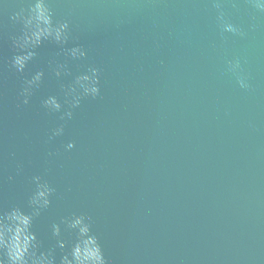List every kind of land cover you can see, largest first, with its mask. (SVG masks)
<instances>
[{
    "label": "water",
    "instance_id": "water-1",
    "mask_svg": "<svg viewBox=\"0 0 264 264\" xmlns=\"http://www.w3.org/2000/svg\"><path fill=\"white\" fill-rule=\"evenodd\" d=\"M28 2L0 6V210L30 211L40 175L55 189L34 220L45 247L52 222L84 213L109 264H264V12L249 0H48L69 23L64 47L87 53L57 79L48 61L65 57L48 42L24 73L10 67L21 31L10 17ZM221 11L243 36L222 31ZM234 59L247 89L228 71ZM89 66L96 99L66 121L42 107L49 95L63 102L60 84ZM37 70L24 105L23 80Z\"/></svg>",
    "mask_w": 264,
    "mask_h": 264
},
{
    "label": "clouds",
    "instance_id": "clouds-1",
    "mask_svg": "<svg viewBox=\"0 0 264 264\" xmlns=\"http://www.w3.org/2000/svg\"><path fill=\"white\" fill-rule=\"evenodd\" d=\"M249 2L257 10L264 12V0ZM0 6H6L5 0H0ZM214 6L220 8L219 3ZM53 17L54 13L48 0H29L26 7L21 4L19 10L11 15L10 19L21 25L20 34L11 37L14 54L10 67L17 73L25 72L29 62L37 56L36 50L44 42L56 45L59 49L56 55L63 54L65 57L63 62L55 59L48 61V68L57 79L72 76L69 60L78 61L86 57L85 49L79 44L64 47L70 41L69 23L67 20H54ZM217 21L220 22L222 31L244 35L231 23L224 22L222 11L217 15ZM228 71L236 75L240 88L249 87L247 78L239 74L238 59L228 62ZM44 75V70H37L23 80L19 95L23 98L21 102L24 105L29 103L33 90L41 86ZM99 82V69L89 66L67 84H60L63 102L56 95H49L42 100V107L49 113H60L61 121L70 120L73 116L72 110L79 107L83 98L96 99L99 96ZM63 132V124L53 128L49 140L62 135ZM74 146V143L69 141L64 150H71ZM17 171L19 173L20 169ZM8 179L11 180L12 177L9 176ZM31 182L34 189L27 197V207L30 211H25L19 206L0 210V264H109L98 236L92 231L91 217L84 213H71L60 217L58 222H52L50 234L51 238L55 239V244L44 246L33 230L34 220L49 208L55 189L40 175L32 176ZM61 226L64 232L71 234L70 241L62 238ZM56 249H60L62 253L59 259L55 254Z\"/></svg>",
    "mask_w": 264,
    "mask_h": 264
}]
</instances>
